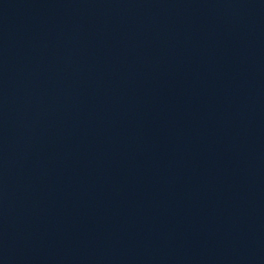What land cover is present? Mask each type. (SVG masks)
<instances>
[{"label":"water","instance_id":"1","mask_svg":"<svg viewBox=\"0 0 264 264\" xmlns=\"http://www.w3.org/2000/svg\"><path fill=\"white\" fill-rule=\"evenodd\" d=\"M0 264H264V0H0Z\"/></svg>","mask_w":264,"mask_h":264}]
</instances>
